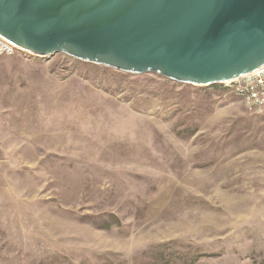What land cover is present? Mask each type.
<instances>
[{
  "label": "rangeland",
  "instance_id": "374dc122",
  "mask_svg": "<svg viewBox=\"0 0 264 264\" xmlns=\"http://www.w3.org/2000/svg\"><path fill=\"white\" fill-rule=\"evenodd\" d=\"M264 263V106L63 53L0 56V264Z\"/></svg>",
  "mask_w": 264,
  "mask_h": 264
},
{
  "label": "water",
  "instance_id": "95a60500",
  "mask_svg": "<svg viewBox=\"0 0 264 264\" xmlns=\"http://www.w3.org/2000/svg\"><path fill=\"white\" fill-rule=\"evenodd\" d=\"M0 37L194 86L264 67V0H0Z\"/></svg>",
  "mask_w": 264,
  "mask_h": 264
},
{
  "label": "built area",
  "instance_id": "2783aa9c",
  "mask_svg": "<svg viewBox=\"0 0 264 264\" xmlns=\"http://www.w3.org/2000/svg\"><path fill=\"white\" fill-rule=\"evenodd\" d=\"M15 49V46L0 37V56L11 55ZM223 85L238 96L247 108L260 110L264 106V67Z\"/></svg>",
  "mask_w": 264,
  "mask_h": 264
},
{
  "label": "trees",
  "instance_id": "16d2710c",
  "mask_svg": "<svg viewBox=\"0 0 264 264\" xmlns=\"http://www.w3.org/2000/svg\"><path fill=\"white\" fill-rule=\"evenodd\" d=\"M262 264H264V263H262Z\"/></svg>",
  "mask_w": 264,
  "mask_h": 264
}]
</instances>
